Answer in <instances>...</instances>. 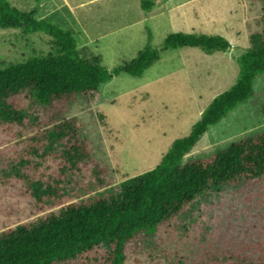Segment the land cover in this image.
Listing matches in <instances>:
<instances>
[{
	"label": "trees",
	"instance_id": "16d2710c",
	"mask_svg": "<svg viewBox=\"0 0 264 264\" xmlns=\"http://www.w3.org/2000/svg\"><path fill=\"white\" fill-rule=\"evenodd\" d=\"M36 15V9L24 13L0 0L1 29L45 34L55 46L46 57L0 68V264H127L129 248L141 236L166 230L198 197L243 183L264 186V134L184 164L212 127L255 97L264 44L242 56L237 84L174 142L157 169L113 188L111 167L97 159L96 144L86 139L78 118H67L72 107L80 98L99 103L102 86L122 73L143 77L162 52L226 54L232 44L222 36L171 34L162 51L148 46L133 62L109 71L82 53L72 32ZM43 166L48 172H41ZM13 191L35 206L29 222L10 221L18 214Z\"/></svg>",
	"mask_w": 264,
	"mask_h": 264
},
{
	"label": "rangeland",
	"instance_id": "374dc122",
	"mask_svg": "<svg viewBox=\"0 0 264 264\" xmlns=\"http://www.w3.org/2000/svg\"><path fill=\"white\" fill-rule=\"evenodd\" d=\"M186 1L173 0L168 14L173 17L183 6L180 20H187L186 26L165 19L167 9L156 15L146 11L145 16L157 19L149 17L145 23L136 12L127 14L126 6H135L137 0H110L103 8L116 7L117 19L104 17L97 43H88L92 29L88 34L74 29L82 53L100 59L109 71L133 62L148 46L162 51L171 34L222 36L232 44L226 54L200 49L162 52L143 77L122 73L102 86L99 103L80 98L72 107L67 118H78L86 139L96 144L97 159L111 167L113 188L157 169L174 142L187 137L214 100L237 84L242 56L264 44V0ZM170 2L160 0L158 7ZM9 3L24 13L34 6L25 0ZM52 52L53 39L45 34L0 28V68ZM254 89L255 97L212 127L184 164L264 134V75L256 78ZM41 172H48L47 167ZM256 185L243 183L198 197L166 230L141 236L129 248L127 264H264V186ZM12 200L18 214L10 221L29 222L35 206L25 196L17 199L14 191Z\"/></svg>",
	"mask_w": 264,
	"mask_h": 264
},
{
	"label": "crops",
	"instance_id": "0c3cea01",
	"mask_svg": "<svg viewBox=\"0 0 264 264\" xmlns=\"http://www.w3.org/2000/svg\"><path fill=\"white\" fill-rule=\"evenodd\" d=\"M25 1H32L34 2V6L31 9H28L29 11H26L27 13L32 12L34 9L37 10L36 18L38 20H45L53 25H58L60 28H65L66 31H70L75 36V30L80 29L81 32L84 34H88L87 30L92 29V37L89 38V42L91 43L94 41L97 43L99 41L100 37L97 33V30L99 29V24L103 23L104 17L107 16V19L116 18L115 12L117 11L116 7H107L106 10L103 8V3L105 1L110 0H25ZM160 1V0H159ZM158 0H137V3L135 2V6L128 5L126 6L127 14H133L136 12L140 15V20H143L146 22H150L149 17L152 20L156 21V17L154 16H145L144 13H147L149 15L155 14L156 12L163 11L165 12V9L169 10L171 9V6H173L172 1L170 0L171 4L169 6L168 3L164 7H158L159 6ZM149 2L152 4V7L148 9H145L144 4ZM165 2V1H164ZM167 2V1H166ZM165 2V3H166ZM183 2V1H182ZM189 2L188 0L186 1ZM163 3V4H165ZM32 5V3H31ZM181 9L174 12L173 17L168 16L170 12L165 13V15H162L165 17V19L169 20L172 24L173 21H177L180 23V25L186 26V21L180 20L181 10L184 8L183 6H178ZM179 9V8H178ZM151 10H154L151 12ZM156 15V14H155ZM117 19V18H116ZM194 17L191 18L193 20ZM195 19H198V17H195ZM76 37V36H75ZM77 38V37H76Z\"/></svg>",
	"mask_w": 264,
	"mask_h": 264
}]
</instances>
